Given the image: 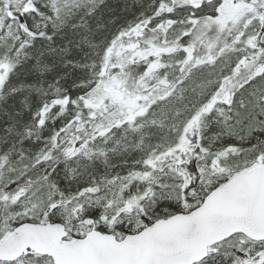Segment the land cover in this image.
<instances>
[{"label": "snow or ice", "instance_id": "6c2138e0", "mask_svg": "<svg viewBox=\"0 0 264 264\" xmlns=\"http://www.w3.org/2000/svg\"><path fill=\"white\" fill-rule=\"evenodd\" d=\"M0 264H264V0H0Z\"/></svg>", "mask_w": 264, "mask_h": 264}]
</instances>
